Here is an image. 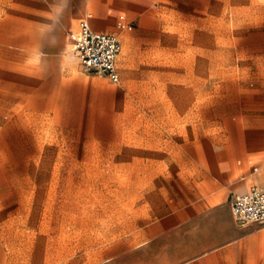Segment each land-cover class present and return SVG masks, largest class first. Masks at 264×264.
I'll return each instance as SVG.
<instances>
[{
	"label": "rangeland",
	"instance_id": "obj_1",
	"mask_svg": "<svg viewBox=\"0 0 264 264\" xmlns=\"http://www.w3.org/2000/svg\"><path fill=\"white\" fill-rule=\"evenodd\" d=\"M106 2L0 0V185L71 193L113 218L145 145L247 109V90L264 79V0L107 4L104 28L122 43L119 83L88 73L71 51L70 34L87 13L104 16ZM122 12L131 31L117 26Z\"/></svg>",
	"mask_w": 264,
	"mask_h": 264
},
{
	"label": "crops",
	"instance_id": "obj_2",
	"mask_svg": "<svg viewBox=\"0 0 264 264\" xmlns=\"http://www.w3.org/2000/svg\"><path fill=\"white\" fill-rule=\"evenodd\" d=\"M107 4L116 11L129 2L107 0L101 18L87 13L96 30L109 32L96 24L109 22ZM258 82L247 90L246 110L189 125L180 142L145 145L150 154L136 160L139 174L117 217L109 207L95 217L71 193L0 185V264H264V223L241 225L231 207L233 194L264 189Z\"/></svg>",
	"mask_w": 264,
	"mask_h": 264
},
{
	"label": "built area",
	"instance_id": "obj_3",
	"mask_svg": "<svg viewBox=\"0 0 264 264\" xmlns=\"http://www.w3.org/2000/svg\"><path fill=\"white\" fill-rule=\"evenodd\" d=\"M117 26L132 30L134 22L121 16ZM70 39L72 52L84 70L105 77L112 83L120 82L118 59L122 43L117 34L96 30L88 19H83L78 30L70 34ZM231 207L241 225L264 223V189L254 187L247 193L233 194Z\"/></svg>",
	"mask_w": 264,
	"mask_h": 264
},
{
	"label": "bare ground",
	"instance_id": "obj_4",
	"mask_svg": "<svg viewBox=\"0 0 264 264\" xmlns=\"http://www.w3.org/2000/svg\"><path fill=\"white\" fill-rule=\"evenodd\" d=\"M119 1H120V0H119ZM115 3H116V2H115ZM117 6H118V5H117ZM105 19H106V18H105ZM97 20H98V19H97ZM102 21H104V20H102ZM93 22H94V21H93ZM97 22H98V21H97ZM95 23H96V22H95ZM96 24H98V25H97V28L99 27L100 29H105V28L102 27V24H101V23L99 24V22H98V23H96ZM96 24H95V25H96Z\"/></svg>",
	"mask_w": 264,
	"mask_h": 264
}]
</instances>
